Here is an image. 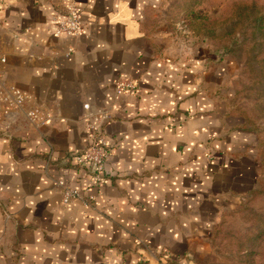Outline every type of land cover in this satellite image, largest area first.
Returning <instances> with one entry per match:
<instances>
[{"label":"crops","instance_id":"1","mask_svg":"<svg viewBox=\"0 0 264 264\" xmlns=\"http://www.w3.org/2000/svg\"><path fill=\"white\" fill-rule=\"evenodd\" d=\"M70 2L83 35L56 37L51 18ZM166 2L0 0V78L56 115L0 122V264H199L255 190L257 137L224 89L233 60L175 47L156 20ZM122 79L133 88L117 93ZM86 103L109 115L101 186L71 160L88 144ZM57 180L87 205L64 203Z\"/></svg>","mask_w":264,"mask_h":264},{"label":"rangeland","instance_id":"2","mask_svg":"<svg viewBox=\"0 0 264 264\" xmlns=\"http://www.w3.org/2000/svg\"><path fill=\"white\" fill-rule=\"evenodd\" d=\"M242 2L256 3L264 12V0H167L156 19L172 33L178 49L203 42L233 60L224 89L232 91L233 111L257 137L256 188L236 211L222 218L199 264H264V37L255 35L244 16L232 18Z\"/></svg>","mask_w":264,"mask_h":264},{"label":"built area","instance_id":"3","mask_svg":"<svg viewBox=\"0 0 264 264\" xmlns=\"http://www.w3.org/2000/svg\"><path fill=\"white\" fill-rule=\"evenodd\" d=\"M50 26L56 37L79 38L82 36V17L76 3L67 4L62 16L54 15L51 18ZM71 51L72 49H69L68 53ZM0 62H5V59L1 58ZM132 88L133 82L130 79H122L116 85V92ZM82 109L88 144L82 152L71 155V160L74 165L89 173L93 185L101 186L106 181L105 165L110 158L111 144L104 131V125L109 119V115L104 109L91 110L87 103L83 104ZM19 114H22L25 123L33 128L48 126L56 119V115L50 110L35 104L32 94L8 84L0 78V122L6 125L5 128H9ZM55 187L60 190L64 203L77 199L87 205L83 194L75 190L70 183L57 180Z\"/></svg>","mask_w":264,"mask_h":264},{"label":"trees","instance_id":"4","mask_svg":"<svg viewBox=\"0 0 264 264\" xmlns=\"http://www.w3.org/2000/svg\"><path fill=\"white\" fill-rule=\"evenodd\" d=\"M232 18L244 16L246 20H250L255 35L260 38L264 37V12L262 7H258L256 3L242 2L238 3L232 13Z\"/></svg>","mask_w":264,"mask_h":264}]
</instances>
